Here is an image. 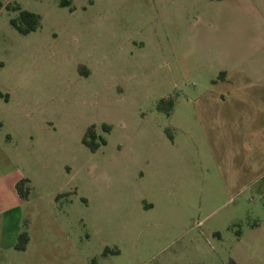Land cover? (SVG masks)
Listing matches in <instances>:
<instances>
[{
    "label": "rangeland",
    "instance_id": "obj_1",
    "mask_svg": "<svg viewBox=\"0 0 264 264\" xmlns=\"http://www.w3.org/2000/svg\"><path fill=\"white\" fill-rule=\"evenodd\" d=\"M62 1L0 0V156L34 238L2 264H264V0Z\"/></svg>",
    "mask_w": 264,
    "mask_h": 264
},
{
    "label": "crops",
    "instance_id": "obj_2",
    "mask_svg": "<svg viewBox=\"0 0 264 264\" xmlns=\"http://www.w3.org/2000/svg\"><path fill=\"white\" fill-rule=\"evenodd\" d=\"M259 38L260 42L258 43L257 50L253 51L252 48L249 50L250 53H245V57L249 59V68L245 67L244 71L248 72L249 78L264 82V72L251 67L254 63L262 65L264 63V34H259ZM4 160L0 156V264H2L6 254L12 256L15 260L19 256L20 258L21 256H26L34 243L30 228V240L27 248L25 250H18L15 246L18 234L22 230L20 227L24 219L22 207L28 203V200H23L20 197L16 184L21 178H26V176L17 167L9 165L3 167L5 164Z\"/></svg>",
    "mask_w": 264,
    "mask_h": 264
},
{
    "label": "trees",
    "instance_id": "obj_3",
    "mask_svg": "<svg viewBox=\"0 0 264 264\" xmlns=\"http://www.w3.org/2000/svg\"><path fill=\"white\" fill-rule=\"evenodd\" d=\"M70 0H63L62 4H70ZM2 3L0 2V7ZM42 17L40 14L36 12H32L29 10H21L20 16L18 18H12V24L24 34H28L31 31L38 29L41 26ZM0 96H5L8 99V94H4L0 91ZM171 105H173L172 99H170ZM103 129L105 131L111 130V125L104 124ZM83 141L86 145H88L92 150H97L101 145L107 143V139L103 136H99L97 134L96 126L92 125L88 128L86 134L84 135ZM28 178H21L17 184L16 188L23 200H28L31 186L29 184ZM30 240V234L26 228L20 230L17 241H16V248L19 250H25ZM230 264H237L235 260H231Z\"/></svg>",
    "mask_w": 264,
    "mask_h": 264
}]
</instances>
